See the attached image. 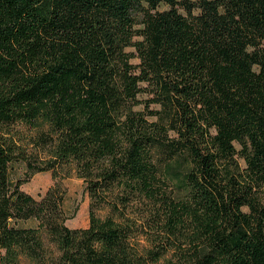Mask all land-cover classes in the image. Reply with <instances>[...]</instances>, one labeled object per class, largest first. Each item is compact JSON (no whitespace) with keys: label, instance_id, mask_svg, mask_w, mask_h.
Here are the masks:
<instances>
[{"label":"trees","instance_id":"1","mask_svg":"<svg viewBox=\"0 0 264 264\" xmlns=\"http://www.w3.org/2000/svg\"><path fill=\"white\" fill-rule=\"evenodd\" d=\"M23 257L264 264V0H0V264Z\"/></svg>","mask_w":264,"mask_h":264},{"label":"rangeland","instance_id":"2","mask_svg":"<svg viewBox=\"0 0 264 264\" xmlns=\"http://www.w3.org/2000/svg\"><path fill=\"white\" fill-rule=\"evenodd\" d=\"M15 179H25V166L16 163L12 171ZM53 179L50 172L38 173L28 182L22 185V190L35 198L45 195L47 190L53 185ZM68 189V195L65 203V210L69 219L66 225L71 229L87 228L89 226V197L85 190L84 182L81 179L73 177L65 182ZM19 226H32L34 222H20ZM21 264H33L26 257L21 259Z\"/></svg>","mask_w":264,"mask_h":264}]
</instances>
